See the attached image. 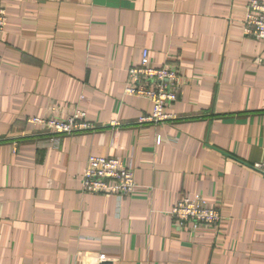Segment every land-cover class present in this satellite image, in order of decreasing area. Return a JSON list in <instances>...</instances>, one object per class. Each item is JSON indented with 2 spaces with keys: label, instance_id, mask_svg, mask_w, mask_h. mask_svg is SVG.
Wrapping results in <instances>:
<instances>
[{
  "label": "crops",
  "instance_id": "1",
  "mask_svg": "<svg viewBox=\"0 0 264 264\" xmlns=\"http://www.w3.org/2000/svg\"><path fill=\"white\" fill-rule=\"evenodd\" d=\"M1 1L0 264H264V41L242 33L250 0ZM143 50L180 75L167 123H140L152 105L123 95ZM75 109L94 128L27 123ZM89 156L129 163L134 193L81 192ZM182 194L215 207L219 227L179 229Z\"/></svg>",
  "mask_w": 264,
  "mask_h": 264
},
{
  "label": "built area",
  "instance_id": "2",
  "mask_svg": "<svg viewBox=\"0 0 264 264\" xmlns=\"http://www.w3.org/2000/svg\"><path fill=\"white\" fill-rule=\"evenodd\" d=\"M7 18L0 0V35L3 34ZM242 33L257 43L264 41V3L250 0L242 20ZM180 84L178 70L167 65L154 67L147 50H143L136 66L127 70L123 95L148 101L152 105L149 116L141 117L140 123L163 124L173 120L170 113L177 99ZM27 123L55 135H71L94 128L85 112L75 109L65 117L56 115L40 118L33 117ZM110 125H115L114 122ZM162 139L157 137L156 145ZM259 168V167H256ZM81 192L88 195L130 197L136 184L131 166L121 158L89 156L82 174ZM169 216L179 229L195 232L200 229L216 230L222 220L220 212L199 196L182 194L173 205ZM101 261L104 256L99 257Z\"/></svg>",
  "mask_w": 264,
  "mask_h": 264
},
{
  "label": "water",
  "instance_id": "3",
  "mask_svg": "<svg viewBox=\"0 0 264 264\" xmlns=\"http://www.w3.org/2000/svg\"><path fill=\"white\" fill-rule=\"evenodd\" d=\"M99 264H111L110 262H101Z\"/></svg>",
  "mask_w": 264,
  "mask_h": 264
}]
</instances>
